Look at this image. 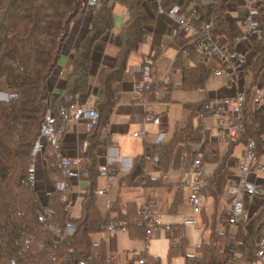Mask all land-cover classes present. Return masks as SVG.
<instances>
[{
	"label": "trees",
	"instance_id": "16d2710c",
	"mask_svg": "<svg viewBox=\"0 0 264 264\" xmlns=\"http://www.w3.org/2000/svg\"><path fill=\"white\" fill-rule=\"evenodd\" d=\"M230 1L164 0L162 5L164 8L179 6L181 16L190 20L194 15L198 24L212 21L215 37L226 36L232 39L226 16ZM84 3L85 0H0V81L5 80L8 91L17 95L10 102L0 100V264L7 263L16 256L18 241L39 229L36 194L30 185L23 182L31 168L34 145L49 109L57 115L60 107L76 104L77 94L82 96L88 92L95 45L114 28L113 6H123L128 13V21L121 31L119 52L113 66L102 70L99 76L102 95L96 109L100 113V121L89 132L88 157L91 169L88 170V180L96 175L94 163L95 152L100 145L99 137L116 104L114 86L123 80L131 54L137 52L151 37L158 10L157 2L102 0V7L94 9L88 34L82 38L72 55L71 75L65 94L52 100L49 80L59 65L71 25L82 12ZM258 8L264 22V0H258ZM192 40L178 34L174 43L178 50V63L184 51L194 61V66L182 70L185 90L203 88L210 76V70L204 65L205 59L196 50V40ZM250 41L253 56L245 71V76L252 77L247 90L248 106L241 117L243 129L239 137L231 141L227 157L236 145H246L249 140L256 142L258 157L264 154V104L257 110H252L249 105L253 87L264 83V34L261 38H251ZM157 93L158 91H154L151 95ZM67 100L70 101L69 104ZM210 101L206 99L186 108L190 110L192 117H203L206 116L205 106ZM203 131L202 126L194 128L190 124L178 130L169 145L155 146L153 151L158 157V164L167 169L176 146L201 143ZM205 147L204 153L197 157L202 161L215 160L216 145L206 143ZM48 161L51 166L55 158L48 157ZM142 166L140 163L136 165L134 178L144 173ZM51 168L60 178L56 167ZM147 185L161 186L162 179H148ZM95 195L92 188L82 203L81 217L74 219L78 229L71 244L77 248L76 256L69 253L68 243L56 247L55 236L48 234L52 242L39 253L35 264H78L88 257H92L90 264H106V244H96L92 240L93 235L99 233L104 224L96 208ZM61 196V192H53L50 200L56 213V224H62L67 217L65 207L60 202ZM111 213H116V221L125 224L130 239L145 238L147 227L141 222L143 210L138 212L135 204H114L110 207ZM164 229L170 243L169 260L181 255L185 264H236L251 261L255 258L254 243L264 231V207L255 218L247 219L239 226L235 237L218 233L213 226L210 242H202L197 246L195 256H188L186 253V237L181 243L176 242L183 231V225H167ZM244 230L248 232L247 236H244ZM47 236L42 233L40 239L45 240ZM50 249L58 255L56 263L48 260ZM147 260L148 264H160V261L148 255Z\"/></svg>",
	"mask_w": 264,
	"mask_h": 264
},
{
	"label": "crops",
	"instance_id": "0c3cea01",
	"mask_svg": "<svg viewBox=\"0 0 264 264\" xmlns=\"http://www.w3.org/2000/svg\"><path fill=\"white\" fill-rule=\"evenodd\" d=\"M145 1L146 3H155L157 0ZM250 1L251 0H231L229 2L226 16L232 35L236 34L239 31V28H242V21L247 13L248 3ZM86 2L87 0H85L82 12L71 25L70 34L64 45L59 65L49 80V89L52 100L58 96H64L67 89V82L71 75L72 55L78 48L82 38L89 32L94 9L88 7ZM113 12V30L104 35L95 45L90 72V88L86 94L81 96L80 103L82 105L96 108V105L102 95L99 80L100 73L105 68L112 67L115 58L118 55L120 34L126 22L128 21V13L123 6L118 4L113 6ZM117 15H123L124 20L122 24L118 22ZM190 20L193 24L198 22L194 15L190 17ZM153 24L154 26L152 28L151 37L139 48L137 52L131 54L128 61V68L123 80L114 86L116 104L112 110L106 128L101 131V136L99 137L100 145L97 147L95 152V177L91 180L81 178L79 181L73 182L70 186V195L73 199H75L74 217L76 219L81 217L82 203L85 197L91 193L92 188L96 194V201L97 198H104L108 196L110 188H112L118 182V198L116 201L110 202V207L114 204L121 206L135 204L136 210L140 212L143 210L148 198L152 197L157 200L158 213L162 220V224L164 226L175 224L183 225V230L185 228V224L194 223L187 221L186 219H192L194 221L196 216L206 211L207 201L210 197H213L215 199L213 226L215 227L216 232L231 236L232 228L227 223V219L231 213V206L229 198L227 197L224 189L232 177L240 174V171L237 166H235L233 159H240L243 157L245 145H236L231 155L227 157L230 150L231 141L227 140L225 137L220 138L216 136V119L207 115L203 117H199L198 115L192 117L190 115V110L186 108L188 106H185L181 103H179L178 107L183 110V116L181 120L175 124V127L171 133L169 132L170 122L168 110L172 105L171 100L172 93L175 88L174 83L176 76H180L179 84L177 86H180V88L184 91H190L183 88L182 70L183 68L194 66V61L188 55H183L179 61L180 63H178V50L174 46V43L177 35L182 33L177 30L173 20L170 17H168L166 14L160 15L157 12ZM185 37L194 40L193 37ZM170 51L175 52V58L173 60L166 61L167 63L163 62L164 56H166ZM184 57H188L192 61L190 66H184ZM147 63H150L156 69L158 74L167 75L169 77L168 86L165 90L166 93L161 92L159 95H149L146 99V102L141 103L135 101L132 88L133 83L141 78V69ZM204 65L210 70V75L211 73H215L213 67L216 65V63L214 61H204ZM247 77L248 76H245L244 80V87L246 89L250 87V84H248L246 81ZM232 92L233 91H231V89H227L226 87L220 92L208 94L207 100H213ZM149 114L154 115V119L152 121L146 120V117ZM194 119H199V126L196 127L193 125ZM206 119L212 121L213 125L211 129L204 128L203 122ZM226 123H228V120ZM190 124L194 128H198L200 126L203 127L204 131L202 142L199 144L184 143L176 146L171 157L169 167L167 169H163L162 166L158 164V157L156 154H154L153 150L155 146L160 144L169 145L173 140L175 133L178 130L184 129ZM140 131H145L146 134L144 138L135 137V133ZM162 133L164 136L162 140H160L159 137ZM89 137L90 133L87 130L85 121H72L68 132L63 137L62 154L64 157L73 160L75 162L74 168L81 173L91 169V162L88 157ZM126 140L131 146L123 147V142ZM206 143H214L216 145L217 158L215 160H203L202 163L204 165V169L206 172H208L207 167L209 164H215L216 168L213 172H208L212 176L210 179L208 192L206 193L203 202V209L198 214H194L190 203L191 191L189 185L192 182V175L189 173V166L192 165L193 161L195 160H193L194 155L197 157V155L201 156V154L204 153L206 150ZM221 144H226V150L224 152H221L220 150ZM135 145L136 147H134ZM148 147H151V156L148 154ZM46 157H44V155L40 156V163L37 167L39 180L38 190L40 191L43 190V184L53 183L60 179L51 168L55 166V162L49 166V161ZM111 162H115L116 174L114 181L110 183L108 178L101 174L100 168L104 165H109ZM258 162L260 165H264V154L259 157ZM139 163L143 165L142 168L144 173L134 178L133 172L136 165ZM253 177L264 180V176H262L261 173H254ZM100 179L104 185L99 188L98 182ZM148 179H162V185L158 187L148 186ZM83 182L89 183L88 188H81V184ZM99 191H104V195H98ZM144 194L145 198H143ZM148 194H150V196ZM123 197L125 200H123ZM186 203L191 209L190 217L183 214V208ZM221 205H223V207ZM110 207L107 220H101L104 224L101 226V231L99 233H109L104 227L116 217V213L110 214ZM263 207L264 203L260 199H255L249 202L246 206V220L255 218ZM218 216L219 223L224 228L223 231L219 230L220 232L216 229ZM179 217H183L185 222H180L178 220ZM109 234L110 243L113 236L116 235H124V237L126 236L130 243H133L131 245L128 244L127 246L129 248V253L133 254V256L129 254L126 256V258L127 264H131V262H134L135 264L137 260V247L134 243L143 242L144 239L132 240L130 239L129 233L126 230H119ZM161 234L162 238L166 239V237L163 236V233ZM92 240L96 244H100L101 242L106 244L103 238L100 241H95V239L92 237ZM106 247L108 253L109 251L107 244ZM196 248L197 247L189 249L187 242V255L195 256ZM109 253L110 255L108 254V257H112L113 264H116L115 255L112 253L111 247ZM155 260L160 261L157 258H155Z\"/></svg>",
	"mask_w": 264,
	"mask_h": 264
},
{
	"label": "built area",
	"instance_id": "2783aa9c",
	"mask_svg": "<svg viewBox=\"0 0 264 264\" xmlns=\"http://www.w3.org/2000/svg\"><path fill=\"white\" fill-rule=\"evenodd\" d=\"M164 0H157L160 15L170 17L175 27L184 36L193 37L196 40V50L205 59L206 62L214 61L216 65L213 70L216 75L227 74L231 77L232 83H229L227 89L232 93L211 100L205 106L206 115L213 117L217 121L215 129L216 136L232 141L237 139L243 129L242 114L248 106L247 90L244 87L245 71L249 66V56L251 52V38H261L264 34V22L260 15L258 2L251 0L248 3L247 13L242 21V28L232 35V39L226 36H217L213 34L214 23L212 21L201 24H193L189 19L180 15V8L177 5L164 8ZM86 5L93 9L102 7V0H87ZM248 45V46H247ZM249 47L243 50V47ZM185 52V51H184ZM184 55H188L187 52ZM167 75H160L150 64H145L141 69V78L133 83L132 93L135 101L146 102V99L154 91H162L168 86ZM2 89L5 90L7 102L17 98V95L10 93L5 80L0 81ZM230 87V88H229ZM76 104L71 106H62L57 110V115L49 109L46 118L41 126L40 134L35 142L32 157L31 168L23 180L24 183L31 186L36 194L38 207L36 209V218L39 229L35 233H30L23 240L18 241L19 249L16 256L4 264H35L37 256L43 252L47 245L52 242L48 234L55 236V246L68 243L69 253L75 257L77 248L72 246L71 242L77 232V224L74 222L75 199L70 195V186L73 182L81 178L88 179L89 172L80 171L74 168L75 162L66 158L62 154L63 137L68 132L72 121H85L88 132L94 130L100 121V113L95 107L82 105L81 95L75 96ZM69 104L70 101L67 100ZM264 104V83H259L253 87L249 105L252 110L259 109ZM154 115L149 114L147 121H152ZM228 120V123H226ZM145 131L135 133V137L144 138ZM164 134L159 137L162 140ZM47 154V155H46ZM148 154L151 156V147H148ZM54 157L55 167L60 173V179L48 184H43V190H38L39 180L37 167L40 163V156ZM235 166L240 174L232 177L225 186V193L229 198L231 213L227 219L229 225H242L246 220V206L249 202L260 199L264 203V180L254 178V173H261L264 176V165L259 164L257 156V144L254 140H249L245 145L243 157L233 159ZM101 174L105 175L109 182H113L116 174L115 162L104 165L100 168ZM192 175V182L189 185L190 203L194 214H198L203 209V202L210 186L211 174L206 172L202 160H194L189 168ZM264 178V177H263ZM61 192L60 202L64 205L67 217L62 224H56L55 210L51 207L50 200L53 192ZM98 195H104V191H99ZM187 221L194 222L192 219ZM141 222L147 227V234L144 238L145 251L139 255L138 264H148L147 251L149 242L155 238L156 233L160 231L165 236L164 225L158 213V203L155 198L149 197L142 213ZM109 233L118 230H126L123 223L112 219L104 227ZM46 233V239L41 240L40 234ZM248 232L244 230V236ZM185 237L182 232L177 239L181 243ZM240 244H242L240 242ZM1 245V240H0ZM255 258L251 261H244L236 264H264V231L261 237L254 243ZM50 263H56L58 255L52 249L48 252ZM92 257L82 259L78 264H90ZM106 264H113V258L108 257ZM224 264H231L226 262Z\"/></svg>",
	"mask_w": 264,
	"mask_h": 264
},
{
	"label": "rangeland",
	"instance_id": "374dc122",
	"mask_svg": "<svg viewBox=\"0 0 264 264\" xmlns=\"http://www.w3.org/2000/svg\"><path fill=\"white\" fill-rule=\"evenodd\" d=\"M254 1L258 2V0H254ZM117 20L119 23L122 24L123 20H124L123 15H117ZM247 46L243 47V50L248 49L249 47H247ZM250 46H251V52H252V44L251 43H250ZM185 52H187V51H185ZM185 52H183V55ZM187 54H188V52H187ZM252 56H253V54L252 55L250 54L249 62H251ZM174 58H175V52L170 51L166 56H164L163 62L167 63L166 61L173 60ZM183 64H184V66H190L192 64V61L188 57H184L183 58ZM179 79H180V76L177 75L176 79H175V83H174L175 88H174L173 93H172V100H171L172 105L170 106V108L168 110V116H169V122H170L169 123L170 124L169 132L170 133L173 130V128L175 127V124L178 121H180L182 116H183V110L178 107L179 103H181L185 106H190L192 104L202 103L207 99L208 94L214 93V92H220L221 90L226 88L229 85V83H232L231 77L227 74L222 75V76L221 75L217 76L215 73H211L209 79L205 83L204 88H200L197 90L184 91L180 88V86H177L179 84ZM246 81L248 84H250L252 81V77L249 75L246 78ZM4 92H5V90L2 89V86L0 85V100L7 102V98H6ZM161 92H165V89H162V91L160 90L156 95H159V93H161ZM199 122H200L199 119H194L193 125L197 127L200 124ZM203 123H204L205 129H211V127L213 125L212 121H210L209 119L204 120ZM129 146H131V145L127 140L125 142H123V147H129ZM134 147H136V145ZM220 150H221V152H224L226 150V144H221ZM194 159L201 160L199 157L194 158V156H193V160ZM215 168H216L215 164H209L207 167L208 172H213L215 170ZM103 185L104 184L102 183V181L100 179L98 182V187L100 188ZM88 186H89V183H86V182H83L81 184L82 189L88 188ZM118 190H119V187H118V182H117L116 185H114L112 188H110V190L108 192V194H109L108 196H106L104 198L102 197V198L96 199V208L98 210L99 216H100L102 221L107 220L108 211H109V207L111 204L110 202L117 200ZM148 195L150 196V194H148ZM143 198H145V194L143 195ZM123 200H125L124 197H123ZM221 206L223 207V205H221ZM214 213H215V199L213 197H210L207 201L206 211H204V212H202V214L196 216V219H194L193 224H185V228L182 232L185 233L189 249L199 246L202 242H204V243L209 242L210 236L212 233ZM183 214L185 216L190 217L191 209L187 203L185 204V206L183 208ZM167 219H169V218H167ZM169 220H171V219H169ZM169 220H168V222H169ZM178 220L182 223L185 222L183 217H179ZM229 226H231V228H232L231 236H236L239 226L238 225H229ZM216 229L218 231L224 230L223 226L219 223V216L217 217ZM125 237H124V235L113 236V238L111 239V243H110V234L109 233H106V234L105 233H98L97 235H93V238L95 239V241H100L102 238L104 239V241L108 245V251L109 252H110V247H111V251L115 255V263L116 264H127L126 256L131 254V253H129V250H128L129 248L127 246H128V244L131 245L133 243H130L129 240L127 239V237L126 238ZM134 244H136V247H137L136 248L137 249V254H136L137 256L146 252L145 251V241L136 242ZM169 245H170L169 241L167 239L162 238V234L159 231V233L158 232L156 233V238H153L149 242V248H148V251L146 254L148 256L155 257V258L159 259L160 264H185V260L181 255L173 257L171 260H169V257H168ZM131 250H133V249H131ZM127 251H128V253H127ZM109 252H108V254L110 255ZM131 255L133 256V254H131ZM135 264H138V260H136Z\"/></svg>",
	"mask_w": 264,
	"mask_h": 264
}]
</instances>
